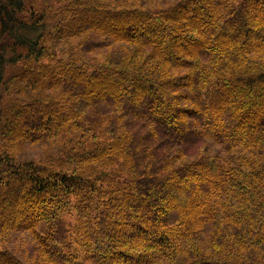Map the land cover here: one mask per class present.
Masks as SVG:
<instances>
[{
	"label": "trees",
	"instance_id": "1",
	"mask_svg": "<svg viewBox=\"0 0 264 264\" xmlns=\"http://www.w3.org/2000/svg\"><path fill=\"white\" fill-rule=\"evenodd\" d=\"M0 264H264V0H0Z\"/></svg>",
	"mask_w": 264,
	"mask_h": 264
},
{
	"label": "rangeland",
	"instance_id": "2",
	"mask_svg": "<svg viewBox=\"0 0 264 264\" xmlns=\"http://www.w3.org/2000/svg\"><path fill=\"white\" fill-rule=\"evenodd\" d=\"M30 155L32 154V152H29ZM14 237L10 239V241L6 244H4V246L6 248H9L10 250L16 251L19 253V249L21 248V246L23 245L22 243L27 240L29 237L27 235L22 236V235H13Z\"/></svg>",
	"mask_w": 264,
	"mask_h": 264
}]
</instances>
